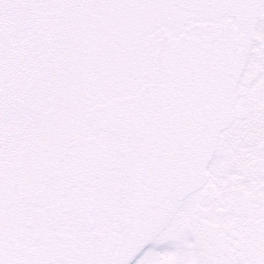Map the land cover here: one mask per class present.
I'll return each mask as SVG.
<instances>
[{
  "label": "rangeland",
  "instance_id": "obj_1",
  "mask_svg": "<svg viewBox=\"0 0 264 264\" xmlns=\"http://www.w3.org/2000/svg\"><path fill=\"white\" fill-rule=\"evenodd\" d=\"M163 3L0 0V162H23L31 146L65 132L71 116L84 119L95 104L135 95L144 77L131 80L132 59L146 52L150 64L160 38L175 40L193 23ZM236 53L238 120L220 141L204 189L215 202L198 192L163 212L130 264H250L249 252L264 259V0L240 26ZM110 57L115 67L104 64Z\"/></svg>",
  "mask_w": 264,
  "mask_h": 264
},
{
  "label": "water",
  "instance_id": "obj_2",
  "mask_svg": "<svg viewBox=\"0 0 264 264\" xmlns=\"http://www.w3.org/2000/svg\"><path fill=\"white\" fill-rule=\"evenodd\" d=\"M258 2L179 0L185 10L215 7L241 24ZM232 22L216 36L205 26L195 25L186 30L191 37L182 36L175 45L167 38L159 41L153 85L135 97L98 105L87 117L92 133L104 130L118 138L131 137L135 146L127 152H114L112 159L100 146L78 143L59 163V177L66 172L71 175L68 185L84 187L90 179L119 169L128 207L138 212L164 198L182 201L203 188L219 134L235 115L232 64L239 38ZM202 199L210 203L212 197L204 194Z\"/></svg>",
  "mask_w": 264,
  "mask_h": 264
},
{
  "label": "flooded vegetation",
  "instance_id": "obj_3",
  "mask_svg": "<svg viewBox=\"0 0 264 264\" xmlns=\"http://www.w3.org/2000/svg\"><path fill=\"white\" fill-rule=\"evenodd\" d=\"M157 1L163 3V0ZM164 6L169 8V12L180 9L193 20L176 39L185 34L187 28L196 24L205 26L210 35L216 36L220 28L231 19L219 14L214 7L205 11H186L180 7L178 0H169L168 3H163L162 8ZM162 11L165 12L164 9ZM233 23L240 32L242 25L236 20ZM166 35H170L168 38L172 39L171 34L166 33L164 36ZM176 39L172 40L175 42ZM157 47L156 43L150 64L147 61L150 56L145 52L142 56L140 53L136 55L128 65L131 80L144 77L140 90L150 85L155 74ZM136 51L140 52V48ZM115 59L110 57L104 64H108L110 68L115 67ZM145 68L147 69L144 70ZM73 118L70 117L69 128L61 135L48 136L38 147L31 146L23 162L18 157L15 161L0 162V264H35L36 261L40 264H130V255L135 254L136 257L142 251L153 230L160 225L163 212H169L183 202L166 199L142 213L131 215L133 212L128 211L123 217L120 205L126 200L118 199L119 171H109L90 180L84 187L67 186L62 183V177L60 181L56 180L54 176L58 173L57 164L75 142L100 144L109 154L113 150H127L134 143L129 138L117 139L109 132L93 134L86 123V116L83 119L78 114ZM237 120L235 111L232 125L219 136L217 151L222 137L234 127ZM209 181L210 173L206 185ZM204 189V194L212 197L210 203H205L213 204L216 196ZM259 190L263 192L262 189L253 187L252 194ZM259 196L247 199L255 200ZM74 199L75 207L66 212V206ZM53 204L59 207V211H56ZM122 217L123 220L116 225V221ZM48 238L50 240L44 242ZM42 246L44 250L40 251ZM247 258L250 264H264V259L259 261L252 252L248 253Z\"/></svg>",
  "mask_w": 264,
  "mask_h": 264
}]
</instances>
